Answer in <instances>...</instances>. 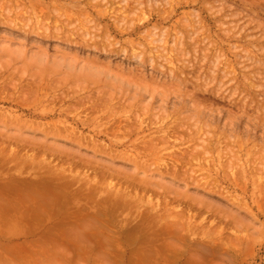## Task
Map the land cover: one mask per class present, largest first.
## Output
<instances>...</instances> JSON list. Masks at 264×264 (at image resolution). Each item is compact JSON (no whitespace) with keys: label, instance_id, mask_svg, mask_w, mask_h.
I'll list each match as a JSON object with an SVG mask.
<instances>
[{"label":"rangeland","instance_id":"1","mask_svg":"<svg viewBox=\"0 0 264 264\" xmlns=\"http://www.w3.org/2000/svg\"><path fill=\"white\" fill-rule=\"evenodd\" d=\"M0 196V262L264 264V0H0Z\"/></svg>","mask_w":264,"mask_h":264},{"label":"bare ground","instance_id":"2","mask_svg":"<svg viewBox=\"0 0 264 264\" xmlns=\"http://www.w3.org/2000/svg\"><path fill=\"white\" fill-rule=\"evenodd\" d=\"M135 7H138V6H135ZM135 11H137V9H136ZM173 72H174V71H173ZM171 73H172V72H171ZM174 73H175V72H174ZM174 73H173V75H174ZM175 75L177 76L178 74H175ZM245 75H246V74H245ZM252 87L254 88L255 86H254V83H252V82L250 81V82L248 83V87H245V89H246V90H251ZM253 88H252V89H253ZM154 92H155V91H154ZM174 93H175V92H174ZM189 95H191V94H189ZM189 95H188V97H189ZM175 96H176V95H175ZM191 96H192V95H191ZM91 97H92V96H91ZM188 97H187V99H189ZM123 98H124V97H123ZM173 99H174V98H173ZM173 99H172V100H173ZM80 100H81V99H80ZM87 100H88V99H87ZM87 100H86V101H87ZM91 100H92V99H91ZM107 100H109V99H107ZM132 100H133V99H132ZM93 101H94V100H93ZM78 102H80V101H78ZM108 102H109V101H108ZM82 103H83V102H82ZM80 104H81V103H80ZM90 104H91V103H90ZM104 105H105V104H104ZM98 106H99V105H98ZM98 106H97V107H98ZM106 106H107V105H105V107H106ZM243 106H244V104H243ZM94 107H95V105H94ZM197 107H198V105H197ZM244 107H245V106H244ZM92 108H93V106H92ZM95 108H96V107H95ZM106 108H107V107H106ZM202 109H203V108H201L200 111L198 112L199 115H202V114H203V115H205L206 117H208V118H209L208 121H210V122L212 123V125H213V124H217V123L220 122V116H219V115H215V114H213V113H212L211 111H209V110H208V112H206V111H204V110H202ZM95 110H96V109H95ZM98 110H99V109H98ZM117 113H118V112H117ZM192 113H193L194 116L196 115V117H197L196 119L198 120V115H197L196 111L194 112V110H192V112L189 113V114H192ZM110 115H111V114H110ZM115 115H116V114H115ZM119 115H120V114H119ZM113 117H114V116H113ZM117 117H118V116H117ZM231 117H232V116H231ZM119 118H120V117H119ZM179 119H180V118H179ZM230 119H231V118H230ZM127 120H128V119H127ZM180 120H181V119H180ZM233 120H235V119H233ZM233 120H232L231 123H233ZM202 121H203V120H202ZM181 122H182V121H181ZM198 122H199V121H198ZM89 123H90V122H89ZM139 123H140V122H139ZM139 123H138V124H139ZM142 123H143V122H142ZM183 123H184V122H183ZM120 124H121V123H120ZM120 124H119V125H120ZM127 124H128V123H127ZM206 124H207V123H206ZM140 125H141V124H139V126H140ZM182 125H183V124H182ZM182 125H180L181 128H179V126H178L177 128H174V127H175V126H174L172 129H174V130L177 129V130H178L177 133H179L180 129H182L183 126H184V125H183V126H182ZM230 125L232 126V128H231V129L228 128V129L232 132V134L238 132V129H239L238 121H237V122H234L233 125H232V124H230ZM136 126H137V125H136ZM168 126H169V125H168ZM106 127H107V126H106ZM118 127H119V126H118ZM133 127H134V126H133ZM133 127H132V128H133ZM140 127H141V126H140ZM146 127H148V126H146ZM101 128H102V127H101ZM110 128H111V127H110ZM136 128H137V127H136ZM136 128H135V129H136ZM167 128H168V127H167ZM178 128H179V129H178ZM184 128H186V126H185ZM184 128H183V129H184ZM102 129H103V128H102ZM127 129H128V128H127ZM130 129H131V128L129 127V131H130L131 134L134 133L133 130L136 131L135 129H133V130L131 129L132 131H131ZM144 129H146V128L144 127ZM168 129H169V128H168ZM170 129H171V128H170ZM108 130H109V128H108ZM142 130H143V129H142ZM177 130H175V131H177ZM100 131H101V130H100ZM103 131H104V130H103ZM105 131H106V130H105ZM159 131H160V130H159ZM159 131H158V132H159ZM154 132H155V131H154ZM154 132H153V133H154ZM161 132H163V133L161 134L162 137L160 136L159 139L163 138L161 141H163V142L165 141L166 143H168V140H169V136H167L168 130H167V129H164V130H162ZM188 132H189V131H188ZM194 132H195V131H194ZM194 132H193V134H190V136H188L187 138L190 137V139L193 140L194 137L200 132V128L198 129L197 132H195V133H194ZM153 133H152V134H153ZM159 133H160V132H159ZM170 133H171V132H170ZM177 133H174L175 135H174L173 133H171V134H173V135H174L173 137H175ZM190 133H191V132H190ZM150 134H151V133H150ZM168 135H169V134H168ZM180 135H181V134H180ZM147 136H148V135H147ZM147 136H146V137H147ZM186 136H187V135H186ZM237 136H238V135H237ZM179 137H180V136H179ZM184 137H185V136H184ZM184 137L181 138V139H184ZM144 138H145V137H144ZM177 138H178V136L176 137V139H177ZM170 139H171V138H170ZM174 139H175V138H174ZM174 139H172V140H174ZM178 139H179V138H178ZM156 140H157V139H156ZM172 140H171V141H172ZM157 141H158V140H157ZM161 141H160V142H161ZM182 141H183V140H182ZM185 141H186V140H184V142H185ZM193 141H194V140H193ZM160 142H159V143H160ZM165 142H164V144H166ZM177 142H178V141H177ZM179 142H180V140H179ZM189 142H190V141H189ZM173 143H174V142H173ZM151 144H152V143H151ZM154 144H156V143L154 142ZM154 144H153V146H152V145L148 146L149 149L152 148V147H156V146H157V144H156V145H154ZM169 144H170V143H169ZM147 145H148V143H147ZM173 145H174V144H173ZM151 146H152V147H151ZM148 147H147V148H148ZM168 147H169V146H168ZM145 148H146V147H145ZM201 148H204V145L201 146ZM145 150H146V149H145ZM150 150H151V149H150ZM184 152H185V151H184ZM194 152H195V151H193V154H192V151H191V154H190V153H189V154H190L192 157L195 158V157H197V156L199 155V154H198L199 151H197V152H195V153H194ZM187 154H188V153H187ZM184 158H186V157H184ZM190 158H191V157H190ZM82 161H84V160L82 159ZM86 161H87V159H86ZM178 161H179V158H178ZM182 161H183V159H182ZM182 161H181V162H182ZM185 161H186V160H184L183 163H186ZM187 162H188V161H187ZM83 163H85V161H84ZM88 163H89V162H88ZM90 163H91V162H90ZM93 163H94V162H93ZM70 164H71V163H70ZM135 164H136V163H135ZM99 165H100V164H99ZM228 165H229L230 167L233 166L232 163H231V164H228ZM87 166H88V165H87ZM101 166H102V165H101ZM230 167H229V168H230ZM102 168H103V167H102ZM138 168H139V167H138ZM105 169H106V168L104 167V171H105ZM102 170H103V169H102ZM137 170H138V169H137ZM106 171H107V170H106ZM114 171H115V173H116V170H114ZM114 171H113V172H114ZM97 172H98V171H97ZM118 172H119V171H118ZM105 173H106V172H105ZM100 174H102V173H100ZM112 174H113V173H112ZM117 174H118V173H117ZM119 174H121V173L119 172ZM115 176H116V175H115ZM129 176H130V175H129ZM125 178H126V177H125ZM117 179H118V178H117ZM119 179H120V178H119ZM126 179H127V178H126ZM140 180H141V179H140ZM101 181H102V180H101ZM124 181H126V180H124ZM129 181H130V180H129ZM140 182H141V181H140ZM149 182H151V181H149ZM149 182L147 183V185L150 184ZM104 183H105V182H104ZM109 183H110V182H109ZM113 184H114V183H113ZM132 184H133V183H132ZM152 184H153V186H155V185H154L155 182H154V183L152 182ZM46 186H47V185H46ZM130 186H132V185H130ZM144 186H145V185H144ZM21 187H23V186H20V188H21ZM21 189H22V188H21ZM38 189L40 190L41 188L38 187ZM38 189H37V190H38ZM15 190L18 191L17 189H15ZM29 190H30V189H29ZM22 191H23V189H22ZM31 191L33 192V190H30V191H28V190L26 191V190H25V192H27V193L30 192V194L32 193ZM40 191H42V190H40ZM12 192H13V191H12ZM19 192L22 193L21 191H19ZM43 192H44V191H43ZM35 193H36V192H35ZM35 193H32V194H35ZM44 193L46 194V193H47V190H46V192H44ZM49 193H50V192H49ZM36 194H37V193H36ZM36 194H35V195H36ZM47 194H48V193H47ZM47 194H46V195H47ZM57 194H58V193H57ZM23 195H24V193H23ZM39 195H41V194H39ZM39 195H38V196H39ZM15 196H17V195H15ZM31 196H32V195H31ZM36 196H37V195H36ZM48 196H49V195H48ZM48 196H46V197H48ZM24 197H25V196H23V199H22V200H25L28 196L26 195L25 199H24ZM32 197H34V196H32ZM32 197H30V198H32ZM40 197H41V198H40ZM49 197H50V196H49ZM49 197H48V199H50ZM76 197H77V196H76ZM28 198H29V197H28ZM30 198L28 199V202L31 203V201H29V200H31ZM37 198H38V197H37ZM39 198H40V200H39V199L36 200V204H37V205H35V206L38 207V209L41 211V210H42V209H41V208H42L41 206L44 205L43 203H45V202L47 201V199L45 198V196L43 197V195L39 196ZM103 198H104V197H103ZM112 198H113V197H112ZM41 199H42V200H41ZM110 199H111V198H110ZM0 200H1V201H0L1 206L5 203V206L3 205L4 208L7 207V209H8L9 206L12 207V208H11L12 210H13V207L16 208L15 205L12 206L11 203H10L9 206H7L6 203H9L8 201L2 203L4 200H3V198H2L1 196H0ZM26 200H27V199H26ZM106 200H107V199H106ZM114 200H115V199H114ZM16 201H17V200H16ZM49 201H50V200H49ZM55 201H56V200H55ZM102 201H103V199H102ZM22 202H23V201H22ZM28 202L25 201V202H23V203H24V205H25V204L27 205ZM47 202H48V201H47ZM47 202H46V204H49V202H48V203H47ZM50 202H51V201H50ZM106 202H107V201H106ZM51 203L53 204V200H52ZM12 204H15V203H12ZM17 204H18V203H16V205H17ZM52 204H51V205H52ZM51 205H47V206H51ZM19 206H20V205H19ZM19 206H18V207H19ZM35 206H34V207H35ZM44 206H45V205H44ZM95 206H96V205H95ZM99 206H100V205H99ZM10 207H9L10 212L7 211V212H8V215H6V216H7V219H8L9 221H16V222H18V225H16V226H11L10 223H9V225L6 226V233H7L8 235H12V234H14V233H19V232H22V233L30 232V231L32 230L33 227H30V226H22V227H23V228H22L20 225H24V224H23V220H25V219H23L22 216H20V217H19V216H15L14 213H13L14 210L11 212ZM32 207H33V206H32ZM40 207H41V208H40ZM101 207H102V205H101ZM47 208H48V207H47ZM50 208H51V207H50ZM50 208H49V209H50ZM102 208H103V207H102ZM0 209H1V208H0ZM38 209L36 208V210H38ZM103 209H104V208H103ZM36 210H34L32 213H35ZM38 212H39V211H37V213H38ZM42 212H43V213H42ZM42 212H39V213H42V217L45 218L47 215H46V212H44V209L42 210ZM99 212H100V213H99ZM39 213H38V214H39ZM58 213H59V212H58ZM92 213H94V211H93ZM43 214H45V215H43ZM97 214L100 215V214H102V213H101L100 210H98V211H97ZM95 215H96V214H95ZM39 216H41V214H39ZM57 216H58V215H57ZM103 216H104V215H103ZM89 217H91V216H89ZM96 217H97V215H96ZM101 217H102V216H101ZM64 218H65V217H64ZM46 219H47V218H46ZM46 219H45V220H46ZM86 219H88V218H86ZM95 219H96V218H95ZM82 220H84V219H82ZM82 220H81V221H82ZM21 221H22V222H21ZM0 222H6V217H5V218H4V217H0ZM79 222H80V221H79ZM34 223H35V222H34ZM81 223H84V222H81ZM88 223H89V222H88ZM89 224H90V223H89ZM62 226H63V225L59 226V228H61ZM104 226H105V225H104ZM104 226H103V228H104ZM66 227H67V226H66ZM99 227H100V226H99ZM34 228H36V226H34ZM103 228H102V229H103ZM67 229H68V227H67ZM104 229H105V228H104ZM34 230H35V229H33V231H34ZM36 230H37V228H36ZM68 230L71 231V229H68ZM97 230H98V229H97ZM97 230H96V231H97ZM66 232H69V231H66ZM97 232H99V231H97ZM6 233H5V234H6ZM90 233H91V232H90ZM99 233H101V232H99ZM66 234H67V233H66ZM69 234H70V233H69ZM72 234H73V233H72ZM72 234H71V235H72ZM76 234H77V232H76ZM101 234H102V233H101ZM71 235H68V234H67L66 236H67V238H68L69 236L71 237ZM81 235H82V234H81ZM85 235H86V234H85ZM98 235H99V234H98ZM86 236H87V235H86ZM86 236H84V237H86ZM90 236H91V235H90ZM102 236H103V235H102ZM70 237H69V238H70ZM73 237H74V236H73ZM73 237H71V238L73 239ZM80 237H82V236H80ZM80 237H78V238H80ZM91 237H92V236H91ZM13 238H14V237L9 238V237H7V236H4V239H6V240H7V239H12V240H14ZM40 238H41V236H38L37 245H38V250H39V251H42V243H41ZM43 238H44V237H43ZM46 238H47V237H45L44 239H46ZM48 238H49V237H48ZM48 238H47V239H48ZM69 238L66 239V240H68L69 243H70L71 238H70V240H69ZM82 238H83V237H82ZM82 238H81V240H82ZM103 238H104V237H103ZM74 239H75V238H74ZM104 239H105V238H104ZM81 240H78V242L80 241V243H81ZM48 241L50 242L51 240L48 239ZM85 241H88V240H85ZM7 242H12V241H11V240H8ZM78 242H77V243H78ZM82 242H83V240H82ZM88 242H89V241H88ZM88 242H87V243H88ZM106 242H107V240H106ZM104 243H105V242H104ZM50 244L53 245L51 249H54V248H58V247H60V246L57 245V243H55V245L52 244V241L50 242ZM35 245H36V242H35V241H32V242L27 243L26 246H24V245H20V247H21V248L23 247V248H25V249H26L27 247L30 248V249H29V253H31L32 251H34V250H33V247H35ZM66 245H68V243H66ZM88 245H89V243H88ZM44 246H45V245H44ZM56 246H57V247H56ZM63 246H64V245H63ZM63 246H61V248H62ZM86 246H87V245H86ZM90 246H91V244H90ZM20 247H18V246L9 247V246L7 245V243L5 244V243H3L2 240H0V248H3V249L0 250V251H1V252L4 251V253L6 254V256H8V255H15L16 257L19 256V258H21L22 255H21L20 252H22V251L20 250ZM88 247H89V246H87V248H88ZM108 247H110V245H109ZM48 248H49V247H48ZM66 248H68V247L66 246ZM78 248H79V247H78ZM90 248H92V247H90ZM34 249H35V248H34ZM58 249H59V248H58ZM63 249H64V248H63ZM88 249H89V248H88ZM92 249H93V248H92ZM107 249H108V248H107ZM60 250H61V249H60ZM90 250H91V249H90ZM109 250H110V249H109ZM35 251H36V250H35ZM50 251H51V250H50ZM63 251H64V250H63ZM88 251H89V250H88ZM105 251H106V248H105ZM105 251H104V252H105ZM104 252H103V253H104ZM33 253H34V252H33ZM38 253H39V252H38ZM54 253H55V252H54ZM56 253H57V250H56ZM60 253H61V252H60ZM103 253L101 252V254H103ZM106 253H107V252H106ZM106 253H105V254H106ZM35 254H36V252H35L33 255H35ZM40 254H41V252H40ZM47 254H48V253H47ZM47 254H46V255H47ZM3 255H4V254H3ZM41 255H42V254H41ZM41 255H40V257L37 256L38 259H34V261L37 260L38 263L41 262ZM57 255H58V254H57ZM107 255H108V254H107ZM0 256H2V255H0ZM31 257H32V256H31ZM34 257H36V256H34ZM37 257H36V258H37ZM48 257H49V256H48ZM55 257H56V256H55ZM1 258H2L3 260L5 259V258H3V256L0 257V259H1ZM32 258H33V257H32ZM32 258L28 257V259H30V260H32ZM43 258L45 259V257H43ZM59 258H60V257H59ZM53 259H55V258L53 257ZM51 260H52V258H51ZM25 261H26V260H25ZM46 261H47V260H46ZM53 261H55V260H53ZM6 262H7V263H5V262L3 261V262H0V264H8V263L10 264V263H11V262H8V261H6ZM19 262H20V261H19ZM23 262H24V261H23ZM27 262L29 263V261H27ZM42 262H43V261H42ZM44 262H45V260H44ZM44 262H43V263H44ZM56 262H58V261H56ZM15 263H16V262H15ZM15 263H14V264H15ZM32 263H33V262H32ZM45 263H46V262H45ZM45 263H44V264H45ZM47 263H48V262H47ZM12 264H13V263H12ZM16 264H17V263H16ZM41 264H42V263H41ZM49 264H50V263H49Z\"/></svg>","mask_w":264,"mask_h":264}]
</instances>
